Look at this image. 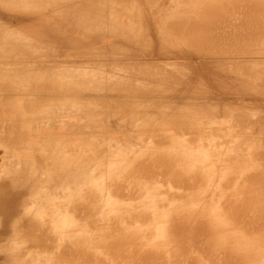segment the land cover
I'll return each mask as SVG.
<instances>
[{
    "label": "bare ground",
    "instance_id": "obj_1",
    "mask_svg": "<svg viewBox=\"0 0 264 264\" xmlns=\"http://www.w3.org/2000/svg\"><path fill=\"white\" fill-rule=\"evenodd\" d=\"M245 98L264 0H0V264H263Z\"/></svg>",
    "mask_w": 264,
    "mask_h": 264
},
{
    "label": "rangeland",
    "instance_id": "obj_2",
    "mask_svg": "<svg viewBox=\"0 0 264 264\" xmlns=\"http://www.w3.org/2000/svg\"><path fill=\"white\" fill-rule=\"evenodd\" d=\"M219 39H220V38H219ZM218 41H219V40H218ZM185 61H186V62H191V63H192V68H193V66H196L197 69H196V67H194V70H195V71H196V70H197V71L200 70V65L198 64V60L196 59V56H195L194 58H192V59L183 60V62H185ZM189 64H190V63H189ZM190 65H191V64H190ZM198 67H199V68H198ZM198 69H199V70H198ZM201 70H203V69H201ZM201 70H200V71H201ZM210 87H211V86H210ZM236 95H237V94H236ZM258 100H259V101H258ZM258 100H257V99H256V100H253V99L250 100V99L245 98V99H233V102H241L242 105H246V106H250V105H251V106H254V107H255V110H256V109H257L258 111L263 110V112H264V101H263L262 99L260 100V98H258ZM254 103H256L257 106H256ZM248 104H249V105H248ZM258 105H259V106L261 105L262 107H261V106L259 107ZM258 135H259V134H258ZM259 152H261V151H259ZM260 194H261V193H260ZM260 194H258V195L260 196ZM259 196H258V197H259ZM261 197H262V196H261ZM258 199H260V197H259ZM258 208H259V210H260V208L263 209L264 206H263V207H258ZM262 209H261V210H262ZM259 210H258V211H259ZM261 210H260V211H261ZM253 213H255V212H253ZM259 213H260V212H259ZM259 213H257V211H256V216H259V215H257V214H259ZM262 213H263V212L261 211L260 215H261ZM254 215H255V214H254ZM263 215H264V213L262 214V216H263ZM245 216H246V215H244V217H245ZM249 216H250V215H249ZM249 216H248V214H247V216H246V218H247V217L249 218L248 220L251 219ZM251 216H252V215H251ZM263 217H264V216H263ZM244 219H245V218H244ZM261 219H262V217L260 216V219L258 218V221H259V223H258L259 227H258V228H260V226H262V227L259 229V232H260V230H262V232H260V233H263V229H264V227H263V225H264V223H263V222H264V218H263V220H262L263 222L260 221ZM246 220H247V219H246ZM244 221H245V220H244ZM260 223H261V224H260ZM256 227H257V226H256ZM258 228H256L255 230L251 229V231H252V230H253L254 232L256 231L255 233L258 234V233H257ZM249 231H250V230H249ZM253 231H252V232H253ZM252 232H250V235H251ZM255 233H253V234H255ZM248 234H249V233H248ZM263 234H264V233H263ZM263 234H260V235H263ZM258 235H259V234H258ZM207 250H209V249H207ZM207 250H206L205 252H207ZM209 252H210V251H208V253H209ZM230 252H231V251H230ZM230 252H229V253H230ZM208 253H207V254H208ZM223 253H224V252H223ZM227 253H228V252H227ZM233 253H234V252H233ZM221 256H222V255H221ZM225 256H226V252H225V255L222 256V257L225 258ZM229 256H231V255L229 254ZM229 256H228V255L226 256V258H225V259H226L225 263L227 262L226 264H229V261H231L230 264H234L235 262L232 261L233 258H232V259H231V258H228ZM231 257H232V256H231ZM218 258L220 259L221 257L219 256ZM218 258H217V259H218ZM219 259H218V261L220 262ZM222 259H223V258H222ZM228 259H229V260H228ZM227 260H228V261H227ZM218 261H217V262H218ZM221 261L223 262V260H221ZM217 262H216V263H217ZM222 262H221V263H218V264H222ZM191 263H192V262H191ZM197 263H198V262H196V264H197ZM180 264H182V263H180ZM186 264H187V263H186ZM188 264H189V262H188ZM193 264H195V261H194ZM198 264H199V263H198ZM210 264H211V262H210ZM212 264H213V262H212ZM214 264H215V261H214ZM237 264H242V263H237ZM245 264H246V263H245ZM263 264H264V263H263Z\"/></svg>",
    "mask_w": 264,
    "mask_h": 264
}]
</instances>
